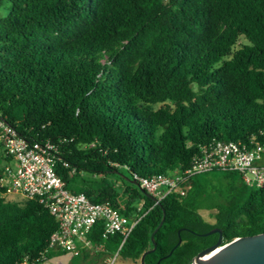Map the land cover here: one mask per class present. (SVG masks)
I'll list each match as a JSON object with an SVG mask.
<instances>
[{"label": "trees", "instance_id": "1", "mask_svg": "<svg viewBox=\"0 0 264 264\" xmlns=\"http://www.w3.org/2000/svg\"><path fill=\"white\" fill-rule=\"evenodd\" d=\"M0 119L56 147L70 192L140 218L118 252L125 260L192 264L217 242L204 236L214 229L223 245L264 235V187L237 173L195 176L185 196L156 205L141 188L205 147L264 132V0H0ZM15 197L0 198V264L64 255L46 252L55 218ZM101 232L87 236L98 252L75 256L82 264L117 253L119 237Z\"/></svg>", "mask_w": 264, "mask_h": 264}, {"label": "built area", "instance_id": "2", "mask_svg": "<svg viewBox=\"0 0 264 264\" xmlns=\"http://www.w3.org/2000/svg\"><path fill=\"white\" fill-rule=\"evenodd\" d=\"M0 150L10 159L0 173V198L22 197L37 200L57 222L50 236L47 251H60L78 256L84 251L98 252L87 236L101 224V239L118 236L117 253L105 257L103 264H113L118 252L140 218H128L108 203L93 204L85 194L70 192L55 169L56 147L50 142H28L6 121L0 119ZM214 171L240 175L248 187H264V132L252 137L249 144L217 142L202 149L184 171L153 175L141 180V188L154 205L170 194L185 196L189 180ZM142 203L139 204V208ZM49 264L46 256L40 259Z\"/></svg>", "mask_w": 264, "mask_h": 264}, {"label": "water", "instance_id": "3", "mask_svg": "<svg viewBox=\"0 0 264 264\" xmlns=\"http://www.w3.org/2000/svg\"><path fill=\"white\" fill-rule=\"evenodd\" d=\"M161 225L162 222L151 235L153 249L150 252L154 251L156 247L153 235L160 228ZM215 233L219 235L217 242L211 247L201 251L193 259L192 264H264L263 234H258L250 237H239L223 245L221 230L219 229H214L205 234L204 236ZM146 255L147 253H144L142 255L140 259V264H144L143 260ZM73 258V254L65 253L61 256L52 257L48 261L49 264H69V262Z\"/></svg>", "mask_w": 264, "mask_h": 264}, {"label": "rangeland", "instance_id": "4", "mask_svg": "<svg viewBox=\"0 0 264 264\" xmlns=\"http://www.w3.org/2000/svg\"><path fill=\"white\" fill-rule=\"evenodd\" d=\"M159 107L160 106H157L156 108H159ZM2 156H3V151L0 150V159H1ZM6 164H7L6 162L0 160V166L1 167L5 166ZM13 198H16V197L13 196ZM212 213H213V211H208V210H205V209L200 211L201 216L205 220H207V221H209L211 223L213 222ZM90 252L91 251H89V253ZM70 264H82V259L80 257H74V259L71 261ZM113 264H140V263H139V261L133 262L131 260H125L121 256L118 255L117 257H115V260H114Z\"/></svg>", "mask_w": 264, "mask_h": 264}]
</instances>
